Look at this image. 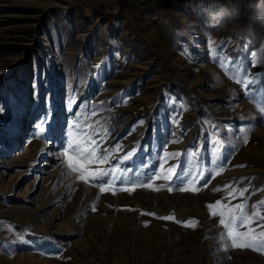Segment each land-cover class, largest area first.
<instances>
[{
	"label": "rangeland",
	"instance_id": "obj_1",
	"mask_svg": "<svg viewBox=\"0 0 264 264\" xmlns=\"http://www.w3.org/2000/svg\"><path fill=\"white\" fill-rule=\"evenodd\" d=\"M125 2L0 0V264H264V49L243 9ZM237 204L251 247L219 223Z\"/></svg>",
	"mask_w": 264,
	"mask_h": 264
},
{
	"label": "snow or ice",
	"instance_id": "obj_2",
	"mask_svg": "<svg viewBox=\"0 0 264 264\" xmlns=\"http://www.w3.org/2000/svg\"><path fill=\"white\" fill-rule=\"evenodd\" d=\"M217 51H219V49H217ZM231 64H234L235 67L232 68L231 70L233 71V73H236V70L238 69L240 72V83H244L246 85V87L251 88L253 87V84L251 81H246L244 79V76L247 74L248 71V67L246 64L244 63H239L237 64L235 61H231ZM253 79H258V77H253ZM262 87H264V84L261 85ZM44 131V128L41 127L40 131L36 133L37 136L40 135V133H42ZM247 141L245 140V143ZM69 144V150L77 152L80 156L81 159H84L85 157H89L91 156L92 158H97L95 156V149H89V150H84L81 149L79 144L74 142L72 139H69L68 141ZM135 149H133V151H129L127 153V155H125L123 157L124 161H128L134 153ZM104 162V159H101V163ZM69 168L72 169V171H86V169H78L75 165H73L71 163V157H69ZM115 169H112V172L115 173ZM173 169L169 168L167 170V172L169 174H166L163 176V179L168 180V181H173L174 183L179 182V183H183L184 180L187 178V176L185 174L181 173H177L176 178L174 180L173 175H171ZM201 177L204 176V173H200L199 174ZM109 176V172L105 169H96L93 173H90L88 176L85 175H80L77 177V179L79 180H85L87 182V180L89 178H91L93 181H97V182H101L103 183L105 181V179ZM126 177L127 174L126 173H121L120 175H113L112 178L110 180H108L107 182L109 184L111 183H115L116 181H120L121 183H124L126 181ZM145 187H148L149 185H144ZM106 189L104 187H100V192H104ZM171 191V189H169ZM186 190V189H181ZM244 191H247V189H245ZM244 191H241L240 195L243 196ZM260 204L264 205V200H262L261 202H259ZM216 204L219 205L220 201H216ZM236 210H239V216L236 215ZM217 213H213V215H216ZM219 215L221 217H226V218H222L220 219L219 223L220 225H223L224 228L228 229V235L232 238V246L233 247H251L252 244L250 243H239L237 244V240L241 239V238H249V232H251L252 230L250 229L249 232H238V231H234L233 230V225L238 226L239 222H248L250 221V219L255 218V219H264V217L259 216L258 213H253L252 214V218H249L248 216L245 215L244 213V205L243 204H237L235 205V208H230L227 210V214L225 213L224 210H221L219 212ZM162 219L165 220H171L173 219L172 216H165L162 217ZM190 226H195V221H191L190 222ZM258 227H260V225H257ZM259 236L262 238L259 242L258 245L259 246H264V231L259 233Z\"/></svg>",
	"mask_w": 264,
	"mask_h": 264
},
{
	"label": "clouds",
	"instance_id": "obj_3",
	"mask_svg": "<svg viewBox=\"0 0 264 264\" xmlns=\"http://www.w3.org/2000/svg\"><path fill=\"white\" fill-rule=\"evenodd\" d=\"M241 9L245 14V22L240 25L243 31L254 44L264 49V0H229L227 6H220L208 10V17L217 24L229 21H238Z\"/></svg>",
	"mask_w": 264,
	"mask_h": 264
},
{
	"label": "trees",
	"instance_id": "obj_4",
	"mask_svg": "<svg viewBox=\"0 0 264 264\" xmlns=\"http://www.w3.org/2000/svg\"><path fill=\"white\" fill-rule=\"evenodd\" d=\"M126 0H120V6H121V8H123L124 6H125V2Z\"/></svg>",
	"mask_w": 264,
	"mask_h": 264
}]
</instances>
